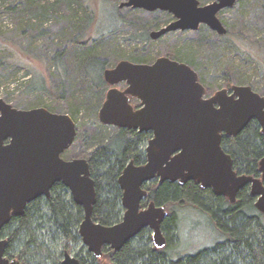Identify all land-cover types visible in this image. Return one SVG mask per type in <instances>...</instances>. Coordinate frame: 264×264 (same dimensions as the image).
<instances>
[{
    "label": "water",
    "instance_id": "obj_1",
    "mask_svg": "<svg viewBox=\"0 0 264 264\" xmlns=\"http://www.w3.org/2000/svg\"><path fill=\"white\" fill-rule=\"evenodd\" d=\"M235 3L217 0L201 6L198 0H125L120 8L173 14L174 22L150 34L157 40L169 32L197 31L202 24L224 36L227 29L218 14ZM104 78L112 88L99 111V122L153 133L146 163L137 166L131 161L119 178L125 209L122 221L113 226L93 221L97 192L90 164L82 158H62L76 140L73 118L45 108L16 109L0 99V264H22L6 255L8 240L1 237L4 227L13 216L24 215L29 203L42 196L49 198L60 182L83 207L79 232L88 251L98 258L105 246L118 252L145 228L153 230L157 248L166 245L162 231L168 216L165 208L152 202L141 209L148 194L144 186L156 178L160 183L194 181L231 203L249 186L256 209L264 215V157L259 162L260 177L239 175L232 156L222 147L223 134L239 136L252 121L258 122L264 134V96L250 86H233L230 93L225 88L205 98L207 90L197 72L168 57L152 64L123 60L107 69ZM123 83L125 90L116 87ZM132 98L140 101V108L135 109ZM61 264L81 263L66 252Z\"/></svg>",
    "mask_w": 264,
    "mask_h": 264
},
{
    "label": "rangeland",
    "instance_id": "obj_2",
    "mask_svg": "<svg viewBox=\"0 0 264 264\" xmlns=\"http://www.w3.org/2000/svg\"><path fill=\"white\" fill-rule=\"evenodd\" d=\"M123 1L0 0V99L20 110L45 108L71 116L78 137L65 159L87 158L116 132L99 123L106 95L101 102L87 72L92 58L113 69L123 60L152 64L168 57L197 72L207 97L233 86H250L264 96V0H236L222 10L218 17L227 36L202 24L197 31L169 32L157 40L150 34L174 22V15L120 8ZM198 1L205 6L217 0ZM179 217L169 254L188 256L222 241L204 213L181 209ZM46 226L42 233L49 240L55 229Z\"/></svg>",
    "mask_w": 264,
    "mask_h": 264
},
{
    "label": "trees",
    "instance_id": "obj_3",
    "mask_svg": "<svg viewBox=\"0 0 264 264\" xmlns=\"http://www.w3.org/2000/svg\"><path fill=\"white\" fill-rule=\"evenodd\" d=\"M105 68V62L96 58L87 65L92 83L100 89L101 102L108 87L104 80ZM115 129L107 143L87 157L98 194L93 219L107 226L116 224L124 211L118 179L128 161L145 163V153L140 148L150 137L133 130ZM223 148L233 157L237 171L259 174L258 163L264 156V134L256 121L251 122L241 136L224 137ZM146 189L149 192L147 200L165 206L170 213L164 223L169 244L172 231L179 230L180 210L189 208L209 217L223 237L222 241L196 254L181 256L169 254V249L150 246L151 237L146 238L149 233L146 230L118 252L105 248L101 258L84 247L76 252L81 242L79 226L84 218L83 209L74 203L62 184H57L50 199H37L28 205L24 215L12 219L4 227L1 237L8 239L6 255L22 264H61L65 252H76L81 264H264V215L256 209L248 189L239 192L235 204L216 197L211 190L201 189L195 182L185 185L156 182ZM46 225L55 229L49 240L42 233L48 228Z\"/></svg>",
    "mask_w": 264,
    "mask_h": 264
},
{
    "label": "flooded vegetation",
    "instance_id": "obj_4",
    "mask_svg": "<svg viewBox=\"0 0 264 264\" xmlns=\"http://www.w3.org/2000/svg\"><path fill=\"white\" fill-rule=\"evenodd\" d=\"M199 30V29H198ZM107 70V69H106ZM105 70V71H106ZM199 79H200V77H199ZM104 80H105V78H104ZM106 82V81H105ZM107 83V82H106ZM107 85H108V90H107V92L112 88V86H110L108 83H107ZM118 89H120V90H125L126 88H127V85L125 84V83H123V84H119V85H117L116 86ZM227 89V88H226ZM231 89H232V87H231ZM231 89H228L229 90V93L232 91ZM206 90H207V88H206ZM107 92H106V94H107ZM215 94V93H214ZM213 94V95H214ZM207 95H208V91H207V93H206V96H205V98H210L211 96H213V95H211V96H209V97H207ZM106 98V97H105ZM131 104L135 107V109H138V108H140V101L139 100H137V99H135V98H132L131 99ZM253 122V121H252ZM257 122V121H256ZM76 123V122H75ZM100 123V122H99ZM258 123V122H257ZM101 124V123H100ZM102 125V124H101ZM259 125V124H258ZM104 126V125H103ZM249 126V125H248ZM247 126V127H248ZM260 126V125H259ZM76 127H77V125H76ZM108 127H112V126H108ZM247 127L244 129V131L247 129ZM115 128V127H114ZM118 129V128H117ZM260 129H261V127H260ZM127 130H129V129H127ZM134 131V130H133ZM243 131V132H244ZM138 132V131H137ZM243 132L239 135V136H241L242 134H243ZM261 132H262V129H261ZM138 133H140V132H138ZM144 133H146V134H149L150 135V137H149V139H147V141L141 146V148H140V150L141 151H143L144 153H145V163H146V161H147V159H146V148H147V145H148V142H149V140L153 137V133L152 132H144ZM144 133H140V134H144ZM262 134H263V132H262ZM239 136H227V135H225V134H223V138L224 137H227V138H230V139H233V138H237V137H239ZM77 137H78V127H77V136H76V140H77ZM145 139V140H146ZM76 140H75V142H76ZM74 142V143H75ZM74 143H73V145H74ZM72 145V146H73ZM71 146V147H72ZM70 147V148H71ZM222 147H223V140H222ZM224 149V148H223ZM225 150V149H224ZM68 151V150H67ZM66 151V152H67ZM226 151V150H225ZM65 152V153H66ZM64 153V154H65ZM63 154V155H64ZM229 154V153H228ZM63 155H62V158L63 159H65L64 157H63ZM264 157V156H263ZM262 157V158H263ZM233 158V157H232ZM74 159H79V158H74ZM83 159V158H82ZM84 159H86L88 162H89V164H90V161L88 160V158H84ZM65 160H69V159H65ZM70 160H73V159H70ZM131 161H133L134 162V164L135 165H137V166H140V165H144L145 163H143V164H137L136 162H135V160L133 159V160H130V161H128L127 162V164L125 165V167L131 162ZM233 161H234V159H233ZM260 162V161H259ZM125 167H124V169H125ZM124 169H123V171H124ZM234 169L236 170V168H235V162H234ZM123 171H122V173H123ZM258 171H259V163H258ZM90 172H91V177H92V179L95 181V179H94V177H93V174H92V168H91V164H90ZM236 172L240 175H252V176H254V177H260V172H259V174L258 175H253V174H248V173H241V172H239V171H237L236 170ZM122 173H121V175H122ZM120 175V176H121ZM120 178V177H119ZM118 181H119V179H118ZM159 183V184H162V183H160L159 182V179L158 178H156L155 180H153L152 182H150V183H148V184H146L145 186H144V189L148 192V190L146 189V187H147V185H149V184H151V183ZM190 182H194V181H190ZM171 183V182H170ZM177 183V182H176ZM187 183H189V182H187ZM187 183H185V184H187ZM196 183V182H195ZM57 184H62L64 187H65V185L63 184V183H57ZM57 184H55L54 185V187L57 185ZM178 184H180V183H178ZM185 184H180V185H185ZM95 185H96V181H95ZM118 185H119V182H118ZM199 185V184H198ZM200 186V185H199ZM54 187L52 188V190H51V196H52V193H53V189H54ZM119 188H120V186H119ZM200 188L201 189H203V190H211L212 191V193L214 194V192H213V190L211 189V188H208V189H204V188H202L201 186H200ZM248 189V191H249V193H250V188H249V186H247V187H244L243 189ZM65 189L68 191V193H69V196L72 198V196H71V193H70V191L65 187ZM121 189V188H120ZM243 189H241V190H243ZM240 190V191H241ZM122 191V190H121ZM239 191V192H240ZM96 192H97V186H96ZM239 192H238V195H237V201H238V196H239ZM98 195V194H97ZM148 195H149V192H148V194H147V196L143 199V201H142V205H141V209H146L148 206H149V204L150 203H155L156 204V202L155 201H148L147 200V197H148ZM215 195V194H214ZM251 195V194H250ZM51 196L49 197V198H47L46 196H42V197H39V198H46V199H50L51 198ZM216 197H223V196H217V195H215ZM122 197H123V191H122ZM251 197H253L252 195H251ZM38 198V199H39ZM223 198H226V197H223ZM229 202H230V200L228 199V198H226ZM253 199H254V205H255V201H256V199L253 197ZM37 200V199H36ZM36 200H34V201H36ZM72 200H73V198H72ZM33 201V202H34ZM74 201V200H73ZM236 201V202H237ZM33 202H31V203H33ZM235 202V203H236ZM31 203H29L28 205H30ZM75 203V202H74ZM231 203V202H230ZM235 203H231V204H235ZM76 204V203H75ZM28 205H27V207H28ZM77 205V204H76ZM79 206V205H78ZM156 206L157 207H164L165 208V210L167 211V213H168V216L165 218V220H164V222L162 223V231H163V234H164V237L166 238V245L163 247V248H157L156 246H155V243H154V239H153V230L152 229H150V228H145V229H143L139 234H138V236L137 237H135L134 239H137L144 231H146V230H149V233L148 234H150V237H151V241H152V243H153V247H155L156 249H158V250H162V249H169V246H170V244H169V242H168V237H167V233L164 231V223H165V221H166V219L169 217V211H168V209L165 207V206H163V205H157L156 204ZM27 207H26V209H27ZM80 207H82V206H80ZM121 207L124 209V207H123V205H122V198H121ZM82 209H83V207H82ZM26 211V210H25ZM83 213H84V210H83ZM93 213H94V209H93ZM124 213H125V209H124V211H123V213H122V216H121V218H120V220L116 223V224H118V223H120L121 221H122V219H123V215H124ZM84 216V215H83ZM19 217H21V216H19ZM14 218H17L16 216H13L12 217V219H14ZM12 219H11V221H12ZM83 220H84V218H83ZM11 221H10V223H11ZM93 221H94V219H93ZM83 222V221H82ZM95 222V221H94ZM97 223V222H96ZM100 224V223H99ZM116 224H113V225H116ZM81 225V224H80ZM101 225H103V224H101ZM113 225H109V226H113ZM104 226H107V225H104ZM79 229H80V226H79ZM79 234H80V232H79ZM80 237H81V235H80ZM2 238H5V237H2ZM7 239V238H6ZM134 239H132V240H134ZM8 240V239H7ZM131 240V241H132ZM130 241V242H131ZM129 242V243H130ZM128 243V244H129ZM80 244H83V241H82V237H81V242H80ZM127 245V244H126ZM125 245V246H126ZM82 247H84L85 249H86V251H88V248L83 244V246ZM105 248H109V247H107V246H105L104 248H103V254H102V256L104 255V249ZM110 249V248H109ZM112 250V249H111ZM89 252V251H88ZM66 253V252H65ZM64 253V254H65ZM69 253V252H68ZM75 253V252H74ZM91 253V252H90ZM69 254H71L73 257H75V258H77L75 255H73L72 253H69ZM92 254V253H91ZM93 255V254H92ZM101 256V257H102ZM96 257V256H95ZM100 257V258H101ZM63 258H64V255H63ZM63 258H62V260H63ZM98 258V257H97ZM10 259V258H9ZM78 259V258H77ZM12 260V259H11ZM17 260V259H16ZM62 260H61V262H62ZM79 260V259H78ZM80 261V260H79ZM80 263H81V261H80Z\"/></svg>",
    "mask_w": 264,
    "mask_h": 264
}]
</instances>
